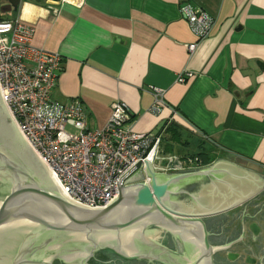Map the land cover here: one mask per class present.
<instances>
[{
  "label": "crops",
  "instance_id": "0c3cea01",
  "mask_svg": "<svg viewBox=\"0 0 264 264\" xmlns=\"http://www.w3.org/2000/svg\"><path fill=\"white\" fill-rule=\"evenodd\" d=\"M61 3L23 0L15 16L34 25V46L63 57L55 99H80L91 128L105 126L112 104L124 102L133 113L124 126L160 134L164 153L186 158L202 141L214 160L199 169L222 159L264 177V0ZM184 4L215 20L193 54L188 45L198 39ZM156 87L167 103L159 113L151 111ZM170 124L191 144L167 151Z\"/></svg>",
  "mask_w": 264,
  "mask_h": 264
},
{
  "label": "water",
  "instance_id": "95a60500",
  "mask_svg": "<svg viewBox=\"0 0 264 264\" xmlns=\"http://www.w3.org/2000/svg\"><path fill=\"white\" fill-rule=\"evenodd\" d=\"M201 180L199 189L187 190ZM117 185L119 194L105 206L71 199L22 134L0 91V264H88L106 250L126 260L163 256L167 262L179 253L158 242L160 230L183 242L195 238L213 263L204 219L253 199L264 177L222 159L174 174L139 160ZM257 198L264 203V194ZM262 222L249 224L256 239L248 249L264 247V215Z\"/></svg>",
  "mask_w": 264,
  "mask_h": 264
},
{
  "label": "built area",
  "instance_id": "2783aa9c",
  "mask_svg": "<svg viewBox=\"0 0 264 264\" xmlns=\"http://www.w3.org/2000/svg\"><path fill=\"white\" fill-rule=\"evenodd\" d=\"M181 14L198 39L188 45L193 54L198 43L210 34L215 20L203 8L188 4L181 6ZM34 29L20 17L0 20V91L22 134L71 199L91 207L105 206L119 194L117 181L139 160L144 167L147 160L159 173L199 168L198 157L164 153L160 134L126 128L124 124L133 113L124 102L112 104L105 126L91 128L80 99H55L63 57L34 46ZM192 76L181 74L178 80L185 82ZM152 91L151 111L159 113L167 106L164 92L157 87ZM67 127L73 131H67Z\"/></svg>",
  "mask_w": 264,
  "mask_h": 264
},
{
  "label": "flooded vegetation",
  "instance_id": "af4514ba",
  "mask_svg": "<svg viewBox=\"0 0 264 264\" xmlns=\"http://www.w3.org/2000/svg\"><path fill=\"white\" fill-rule=\"evenodd\" d=\"M22 2L23 0H2L0 11L6 9V12L2 13L12 14L11 12L19 9ZM10 4H12L11 9L8 7ZM197 169L199 168H195L193 171ZM201 184L202 180L192 181L187 190L190 192L196 191ZM263 192L264 189L254 198H261ZM253 199L226 212L204 219L208 230V241L212 248L213 263L208 262V258L206 255L204 256L205 250L199 248L195 238L189 235L183 242L179 236L160 230L157 233L159 236L158 242L177 251L179 256L173 255L170 259L166 258L167 262L161 256L160 259L150 262L146 259L126 260L106 250L95 253L88 260V264H264V247L247 248L248 245L253 243V239H256V236L248 229L249 224L254 221L261 226L263 224L264 203L258 202L260 199L258 201ZM54 264L65 263L60 259H55Z\"/></svg>",
  "mask_w": 264,
  "mask_h": 264
},
{
  "label": "trees",
  "instance_id": "16d2710c",
  "mask_svg": "<svg viewBox=\"0 0 264 264\" xmlns=\"http://www.w3.org/2000/svg\"><path fill=\"white\" fill-rule=\"evenodd\" d=\"M27 1V0H25ZM12 18H9V16H6L4 13H2L0 11V20H5V19H15L17 12ZM166 132L170 135V138H168V141H170L169 144H167V151H173V146L175 143H184L186 145H190V138H184L183 136V132L181 130V128L176 125V124H170L166 130ZM196 151H191L189 153V155L193 156V157H198L201 161L202 164H209L211 163V161L214 160V157L212 155H210V153L207 151V149L203 148V142L199 141V145L195 148Z\"/></svg>",
  "mask_w": 264,
  "mask_h": 264
},
{
  "label": "rangeland",
  "instance_id": "374dc122",
  "mask_svg": "<svg viewBox=\"0 0 264 264\" xmlns=\"http://www.w3.org/2000/svg\"><path fill=\"white\" fill-rule=\"evenodd\" d=\"M2 0H0L1 2ZM37 1L38 3H41L44 6H53V7H57L60 6L62 3L61 1H50V0H34ZM17 12V10H14L13 12H11L12 14H15ZM6 16H9V18H12L14 15L12 14H8V13H4ZM67 131H73V129H71V127H67ZM191 152V151H190ZM191 156V155H188Z\"/></svg>",
  "mask_w": 264,
  "mask_h": 264
},
{
  "label": "bare ground",
  "instance_id": "6f19581e",
  "mask_svg": "<svg viewBox=\"0 0 264 264\" xmlns=\"http://www.w3.org/2000/svg\"><path fill=\"white\" fill-rule=\"evenodd\" d=\"M66 2H70V3H76L77 0H65Z\"/></svg>",
  "mask_w": 264,
  "mask_h": 264
}]
</instances>
